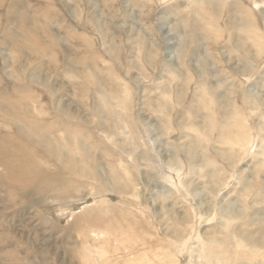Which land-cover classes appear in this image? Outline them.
<instances>
[{
    "label": "rangeland",
    "instance_id": "1",
    "mask_svg": "<svg viewBox=\"0 0 264 264\" xmlns=\"http://www.w3.org/2000/svg\"><path fill=\"white\" fill-rule=\"evenodd\" d=\"M0 264H264V0H0Z\"/></svg>",
    "mask_w": 264,
    "mask_h": 264
},
{
    "label": "bare ground",
    "instance_id": "2",
    "mask_svg": "<svg viewBox=\"0 0 264 264\" xmlns=\"http://www.w3.org/2000/svg\"><path fill=\"white\" fill-rule=\"evenodd\" d=\"M2 127H3V126H2ZM5 127H6V126H5ZM11 128H12V127H11ZM19 129H20V127H19ZM19 129H17V130H19ZM21 132H22V134L25 135V137L29 136V135H28L27 128H25V130H22ZM25 161H26V159H25ZM27 161H28V160H27ZM22 165H27V163L25 162V163H23ZM35 165H38V163H36Z\"/></svg>",
    "mask_w": 264,
    "mask_h": 264
}]
</instances>
